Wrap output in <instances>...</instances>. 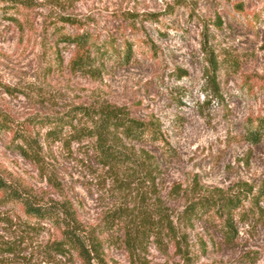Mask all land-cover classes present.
<instances>
[{"label":"rangeland","instance_id":"obj_1","mask_svg":"<svg viewBox=\"0 0 264 264\" xmlns=\"http://www.w3.org/2000/svg\"><path fill=\"white\" fill-rule=\"evenodd\" d=\"M37 1L24 29L0 5V110L23 121L116 104L157 119L176 154L124 140L133 161L111 168L98 162L92 139H51L42 141L40 167L0 132V175L45 200L68 197L85 224L104 229L107 264H183L184 256L190 264H264V132L257 143L248 138L264 125V0ZM57 13L79 20L63 32L129 41L133 57L72 70L74 46L43 32ZM205 46L220 62L217 95ZM251 190L235 214L232 244L216 221L185 216L193 198ZM0 218V242L18 244L14 255L0 253V264H46L39 246L57 231L24 230L20 206L1 200Z\"/></svg>","mask_w":264,"mask_h":264},{"label":"trees","instance_id":"obj_2","mask_svg":"<svg viewBox=\"0 0 264 264\" xmlns=\"http://www.w3.org/2000/svg\"><path fill=\"white\" fill-rule=\"evenodd\" d=\"M0 5L3 12L11 11L10 19L22 29L33 26L30 13L41 6L37 0H0ZM43 23V32L46 35L51 28L50 33L57 34L60 42L74 46L73 55L69 60L72 70L96 72L97 62L103 65L109 58L128 62L134 55L133 45L129 41L118 43L108 38L98 42L90 32H63L68 24L79 25V20L72 14L57 13L48 20L45 19ZM205 49L209 69L208 79L211 81L214 95H217L220 62L212 49L206 46ZM37 126L47 129L40 134L38 129L35 130ZM161 127L162 125L153 117L140 118L132 115L122 106L111 103L74 105L65 115L31 116L23 121H17L0 110V132L10 136V146L22 157L40 167L44 162L42 141L49 142L51 139L53 141L72 139L77 142L92 139L98 162L104 167L111 168L124 167L133 161L131 154L122 149L124 140L145 145L152 144L164 154L172 156L176 154V151L161 131ZM263 127L261 121L251 127L248 130L249 140L253 143L259 142L263 137ZM250 193H221L193 198L184 208L185 216L189 220L216 221L225 243L232 244L239 234L234 222L235 214L241 209L245 211L243 209L245 200L253 196V190ZM0 200L3 204L15 203L20 206L24 219L19 225L23 226L24 230L33 232L39 225L49 224L57 231L54 236L49 237L39 246L42 262L46 264H107L101 237L104 229L99 225L85 224L74 203L68 197L45 200L19 183L8 181L0 175ZM9 220L12 222V219ZM17 247L15 240L0 242V253L14 255L18 251ZM190 263L189 257L184 256L183 264Z\"/></svg>","mask_w":264,"mask_h":264}]
</instances>
